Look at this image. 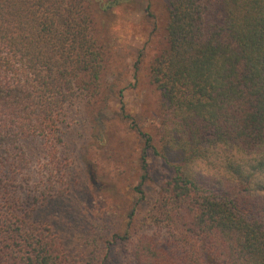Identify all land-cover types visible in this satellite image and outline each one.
<instances>
[{"label": "trees", "instance_id": "obj_1", "mask_svg": "<svg viewBox=\"0 0 264 264\" xmlns=\"http://www.w3.org/2000/svg\"><path fill=\"white\" fill-rule=\"evenodd\" d=\"M126 1L0 0V264H106L115 251L123 264H264V0H163L149 66L162 118L157 141L132 121L143 174L126 229L106 219L83 245L57 229L93 179L73 172L64 133L100 96L93 14ZM151 156L172 170L153 193ZM144 201L150 230L135 235Z\"/></svg>", "mask_w": 264, "mask_h": 264}, {"label": "rangeland", "instance_id": "obj_2", "mask_svg": "<svg viewBox=\"0 0 264 264\" xmlns=\"http://www.w3.org/2000/svg\"><path fill=\"white\" fill-rule=\"evenodd\" d=\"M149 4L157 23L147 15ZM93 20L94 36L105 56L100 96L77 105L68 130H64L73 172L81 179L87 178L89 171L93 175L80 196L72 199L74 202L69 200L73 211L57 225L75 245L88 243L89 232L109 221L106 219L113 218L117 230L125 231L127 215L139 198L134 188L143 174L144 142L132 121L157 141L162 118L161 96L150 81L149 66L164 41L167 12L163 0H127L108 11L97 9ZM149 161L153 193L172 176V170L155 157ZM148 210L145 201L139 205L130 228L135 235L150 230ZM100 247L102 256L105 249L103 244ZM123 262L120 252L115 251L106 264Z\"/></svg>", "mask_w": 264, "mask_h": 264}]
</instances>
